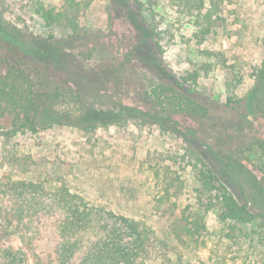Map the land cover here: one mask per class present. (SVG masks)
Instances as JSON below:
<instances>
[{
    "label": "rangeland",
    "instance_id": "374dc122",
    "mask_svg": "<svg viewBox=\"0 0 264 264\" xmlns=\"http://www.w3.org/2000/svg\"><path fill=\"white\" fill-rule=\"evenodd\" d=\"M42 2L59 6L63 0H0L3 25L32 32L35 47L42 53L50 47L49 61L35 64L42 81L53 87L70 77L79 82L81 91L103 101L95 105L101 108L127 99L130 105L144 106L138 78L151 71L135 65L119 70L112 63L110 56L117 54L105 37L111 31L109 0H93L81 18L82 33L73 37L61 27L45 24L37 12ZM159 3L166 14L158 27L166 66L187 77L188 89L210 108L208 117L186 118L183 125L194 127L197 139L210 151L237 154L241 146L264 137V120L255 119L253 126L236 129L229 120L235 113L225 105L228 95H246L255 82L253 69L264 60V0H220L210 19L203 16L209 0L202 10L200 0L192 3V10L172 6L171 0ZM113 15L122 38L126 28L121 27L118 12ZM8 47L0 43V71L6 68L5 60H14ZM141 50L133 47L131 53ZM197 71L199 82L190 78ZM234 73L243 77L236 90L227 86ZM65 83L75 87L70 81ZM0 129L8 130L1 124ZM187 151L190 143L181 132L142 116L90 131L55 125L36 133L0 134V177L9 173L17 179L43 180L50 189L64 184L96 205L149 225L155 246L145 264H264V226L233 227L221 221L218 211L205 204L207 194ZM250 158L264 178V148L256 146ZM185 215L203 220L206 230L196 237L177 232L175 223H185Z\"/></svg>",
    "mask_w": 264,
    "mask_h": 264
},
{
    "label": "trees",
    "instance_id": "16d2710c",
    "mask_svg": "<svg viewBox=\"0 0 264 264\" xmlns=\"http://www.w3.org/2000/svg\"><path fill=\"white\" fill-rule=\"evenodd\" d=\"M159 1L109 0L113 5L111 31L105 37L113 42L110 48L117 54L110 56L112 63L119 70L135 65L139 70L142 67L151 71V74L143 72L138 78L143 86L141 97L145 105L142 107L130 105L129 99L112 107H97L96 103L103 101L81 91L79 82L70 77L51 87L39 77L40 69L35 65L49 61L50 47L42 53L35 47L32 32L0 22V43L7 44L14 57L13 61L5 60L6 68L0 71V124L2 129L8 128L0 129V134L36 133L55 125L90 131L128 117L142 116L185 136L190 143L187 152L207 194L205 204L218 211L221 221L233 227L254 223L264 226V178L250 158L256 146L264 148V137L241 146L237 154L210 151L199 142L194 127L183 125L186 118L208 117L210 108L188 89L187 77L174 74L166 66L158 40V27L166 14L160 10ZM171 1L172 6L192 10V3L199 0ZM205 1L200 0L201 10L206 7ZM92 2L63 0L59 6L42 2L37 12L47 26L61 27L73 37L82 33L81 18ZM219 7L220 0H209L203 16L212 18ZM117 12L121 27L126 28L122 38L113 17ZM205 30L204 33L208 32ZM113 37L120 41L115 43ZM133 47L142 50L132 54ZM145 48L147 53L143 52ZM103 58L109 60L108 55ZM115 58L119 59L115 61ZM252 74L255 82L246 95L227 96L225 105L235 113L229 120L236 129L253 126L255 119L264 120V60ZM190 78L199 82L200 73L193 72ZM242 81L243 77L234 73L227 86L236 90ZM184 221L175 223L177 232L181 230L196 237L206 230L198 217L190 219L185 215ZM154 246V230L149 225L96 205L67 185L50 189L43 180L17 179L9 173L0 177V264H145Z\"/></svg>",
    "mask_w": 264,
    "mask_h": 264
}]
</instances>
